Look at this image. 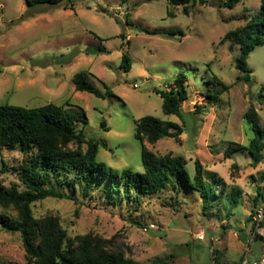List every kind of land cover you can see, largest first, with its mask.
Listing matches in <instances>:
<instances>
[{"label":"rangeland","instance_id":"rangeland-1","mask_svg":"<svg viewBox=\"0 0 264 264\" xmlns=\"http://www.w3.org/2000/svg\"><path fill=\"white\" fill-rule=\"evenodd\" d=\"M223 1L190 4L187 13L183 5H172L169 0H72L73 8L67 10L62 5L28 7L25 0H0V105L33 108L55 103L69 110H85L88 124L79 127L88 137L107 143L98 149V162L119 172L144 170L142 143L135 136L138 119L151 115L172 120L182 128L180 140L168 136L155 144L145 142L146 146L158 155L184 156L190 181L194 180L196 159H200L205 180L221 194L216 204L203 211L195 188L169 187L137 199H128L121 191L115 201L107 195L105 185L95 186L84 197L81 188L74 191L71 185L53 181L57 189L75 195L78 201L54 197L36 201V217L58 214L71 236L122 233L134 245L141 264H155L171 253L170 264H215L214 259L224 251L219 244L213 256L210 231L217 234L226 227L249 226L251 212L264 206V162L254 166L248 150L229 156L225 150L231 144L248 146L255 137L244 118L250 105L257 108L264 128V98L259 97L264 86V44L249 54L253 73L246 82L237 80L238 46L234 44L231 51V42L221 44L220 40L252 18L261 0H240L232 8L220 6ZM142 28L162 33L150 35ZM172 29H182L184 34H169ZM121 33L130 40L128 47L122 46ZM101 45L105 51H98ZM127 51L132 67L126 72L120 64ZM80 71H89L90 81L102 90L107 84L114 94L100 98L76 91L72 79ZM179 74L187 78L188 99L178 114L168 115L160 93ZM213 76L230 85L217 103L205 94L209 88L219 89L210 82ZM31 157L32 153L20 150H0V183L6 187L16 184L23 190L20 169ZM64 177V173L59 176ZM224 185L227 189L222 192ZM257 196L260 201L255 204ZM2 213L17 218L13 205L0 204ZM149 224L155 227L145 231ZM198 234L207 239L201 241ZM232 239L230 234L225 241ZM256 245L261 251L262 244ZM241 249L233 243L230 252L237 257ZM0 260L27 262L20 233L1 226Z\"/></svg>","mask_w":264,"mask_h":264},{"label":"trees","instance_id":"trees-1","mask_svg":"<svg viewBox=\"0 0 264 264\" xmlns=\"http://www.w3.org/2000/svg\"><path fill=\"white\" fill-rule=\"evenodd\" d=\"M25 1L28 7L48 4L62 5L66 10L73 8L72 0ZM239 1L225 0L220 2V6L232 8ZM68 3L71 5L67 6ZM169 3L183 5L184 11L188 13V5L206 4L207 0H169ZM142 31L150 35L162 33L149 28H142ZM169 34L183 35L184 31L172 29ZM120 37L123 40L122 46L128 47L130 40H126V34L121 33ZM227 41L231 42V51L235 50V45L238 46L239 53L235 63L240 75L237 80L250 82L253 70L248 64L249 54L254 48L264 44V0H261L260 9L252 18L227 32L220 43L224 44ZM98 51H105V47L101 45ZM120 66L126 72L131 69L132 61L128 51L123 53ZM89 75V71H80L74 75L72 80L76 91L88 92L100 98L114 94L107 84H104V90L97 87L89 80ZM210 82L219 86V89L209 88L205 94L212 103H217L220 96L229 91L230 85L218 76H213ZM160 95L163 99L164 113L178 114L181 104L188 99L186 76L177 75ZM259 97L264 98V86ZM196 107L200 108L198 104ZM244 118L254 131L255 137L248 146L231 144L225 150V156L236 151L248 150L253 156L252 164L257 166L264 162V128L254 105L248 107ZM87 124L85 110H69L64 105L55 103L33 108L12 104L0 105V150L5 148L32 153L31 159L20 169V176L25 184L23 190H19L16 184L6 187L0 183V204L5 207L13 205L17 210V218H12L6 213L0 214V226L8 232L20 233L26 252L25 264H141L136 259L134 245L127 243L122 233H115L110 237L93 232L71 236L63 227L58 214L36 217L33 211L36 201L49 197L78 201L75 195L57 189L52 184L53 181L71 185L74 191L78 187L81 188L84 197L90 195L95 186L105 185L107 195L115 201L121 196V191L122 196L128 199L131 197L137 199L159 193L169 187L173 190L177 187H184L187 190L195 188L200 192L203 211L216 204L215 201L221 196L218 194L219 190L205 180L204 165L200 159H196L194 180L190 181L184 156L172 153L158 155L146 146L145 142L155 144L168 136L180 140L182 128L178 123L151 115L137 120L135 136L142 143L144 168L142 172H134L128 168L121 172L109 170L99 163L98 149L100 146H107V143L88 137L84 129L79 127ZM102 126H105V121L102 122ZM233 167L237 169V164L234 163ZM63 173L66 177L59 178ZM225 188L227 189V185H224L222 192ZM116 190L118 194H115ZM234 194L235 192H232V199L236 202ZM258 195L262 196V193L259 192ZM258 201L260 200L257 196L255 204ZM254 212L255 210L251 212L250 220ZM136 223L141 225L140 221ZM173 258L174 255L171 253L158 258L155 264H170ZM0 264L22 263L0 260Z\"/></svg>","mask_w":264,"mask_h":264},{"label":"crops","instance_id":"crops-1","mask_svg":"<svg viewBox=\"0 0 264 264\" xmlns=\"http://www.w3.org/2000/svg\"><path fill=\"white\" fill-rule=\"evenodd\" d=\"M231 214L228 215V218L231 219V217L233 216V212L232 210H230ZM251 215V214H250ZM250 220V219H249ZM230 225V224H228ZM232 226V225H230ZM240 226H242V224H240ZM246 226V223H245ZM245 226H242V228L240 227V229H234L231 227H226L222 232L220 231L219 233L215 234L216 231L212 232L210 231V243L212 244V248H211V252L214 256V254L217 252V249H219V244L222 245V249L223 250V254L225 255H221V257H219L217 260L214 259V263L215 264H238V261L242 258V256L244 255L245 251L248 250V248H250V253L251 256L253 257H258L260 254V247L258 244V242L261 243V241L259 239L253 240L251 242V222H249V226L245 228ZM242 229H245L244 231H241ZM233 237L232 242H227L225 241V238L227 235H230ZM207 239V235L206 238ZM201 240V241H205ZM215 243H218V245H215ZM258 241V242H256ZM239 244L241 245L242 249L240 251V253L238 254L237 257H234L230 250L232 249V244ZM216 246V247H215ZM223 256V257H222Z\"/></svg>","mask_w":264,"mask_h":264},{"label":"built area","instance_id":"built-area-1","mask_svg":"<svg viewBox=\"0 0 264 264\" xmlns=\"http://www.w3.org/2000/svg\"><path fill=\"white\" fill-rule=\"evenodd\" d=\"M137 86V85H136ZM263 222H264V206H258L253 213L251 219V242L255 239H259L262 244L261 252L258 257L251 256L250 248L245 251L244 255L242 256L239 264H264V229H263ZM154 224H149L145 226L143 229L148 231L149 229L154 228ZM204 234H198V239L203 240Z\"/></svg>","mask_w":264,"mask_h":264}]
</instances>
